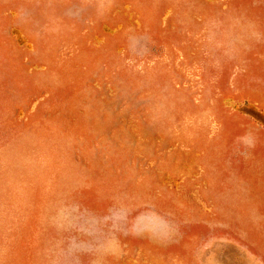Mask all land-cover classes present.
<instances>
[{
    "label": "rangeland",
    "instance_id": "rangeland-1",
    "mask_svg": "<svg viewBox=\"0 0 264 264\" xmlns=\"http://www.w3.org/2000/svg\"><path fill=\"white\" fill-rule=\"evenodd\" d=\"M0 264H264V0H0Z\"/></svg>",
    "mask_w": 264,
    "mask_h": 264
}]
</instances>
